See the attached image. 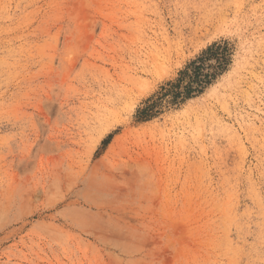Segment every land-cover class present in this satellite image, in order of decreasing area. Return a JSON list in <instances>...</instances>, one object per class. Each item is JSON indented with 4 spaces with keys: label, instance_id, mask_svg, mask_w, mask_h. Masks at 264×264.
Masks as SVG:
<instances>
[{
    "label": "rangeland",
    "instance_id": "1",
    "mask_svg": "<svg viewBox=\"0 0 264 264\" xmlns=\"http://www.w3.org/2000/svg\"><path fill=\"white\" fill-rule=\"evenodd\" d=\"M0 264H264V0H0Z\"/></svg>",
    "mask_w": 264,
    "mask_h": 264
},
{
    "label": "trees",
    "instance_id": "2",
    "mask_svg": "<svg viewBox=\"0 0 264 264\" xmlns=\"http://www.w3.org/2000/svg\"><path fill=\"white\" fill-rule=\"evenodd\" d=\"M215 53L211 59L207 53ZM233 46L229 41L216 42L207 47L181 70L177 78L161 87L138 109L140 122L158 116L165 106H178L202 95L219 77L227 72L232 63Z\"/></svg>",
    "mask_w": 264,
    "mask_h": 264
},
{
    "label": "snow or ice",
    "instance_id": "3",
    "mask_svg": "<svg viewBox=\"0 0 264 264\" xmlns=\"http://www.w3.org/2000/svg\"><path fill=\"white\" fill-rule=\"evenodd\" d=\"M214 55H215V53H211V52H209V53L206 54L207 58H209V59H211L212 56H214Z\"/></svg>",
    "mask_w": 264,
    "mask_h": 264
}]
</instances>
